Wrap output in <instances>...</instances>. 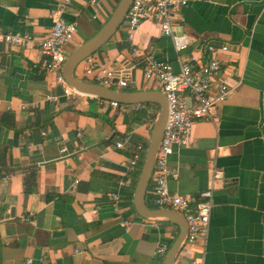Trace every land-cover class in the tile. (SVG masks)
<instances>
[{"label":"crops","instance_id":"crops-1","mask_svg":"<svg viewBox=\"0 0 264 264\" xmlns=\"http://www.w3.org/2000/svg\"><path fill=\"white\" fill-rule=\"evenodd\" d=\"M118 3L0 0V32L42 40L55 12L63 9L62 18L79 30L67 47L70 54L100 30ZM174 15L178 33L190 41L188 49L176 52L153 21L140 24L130 42L123 24L92 56L96 71L133 65L130 91L157 90L143 76L146 55L169 62L179 73L192 57L207 60L206 46L219 49L223 68L211 95L222 83L232 94L215 107L214 122L198 121L190 145L176 149L169 163L179 178L168 180V187L173 194L197 196L209 188L214 170L222 171L223 179L214 191L205 245L196 244L178 259L180 264L196 259L264 264V0H190ZM43 62L37 41L19 48L0 44V264H161L158 249L170 246L179 228L167 219L138 216L134 195L141 161L129 168L138 148L147 146L157 111L112 107L87 96L67 99ZM85 66L86 61L76 76L94 82ZM64 144L66 156L60 155ZM30 171L36 172V185L26 194ZM150 188L147 204L158 209ZM126 220L132 225L123 227Z\"/></svg>","mask_w":264,"mask_h":264},{"label":"built area","instance_id":"built-area-1","mask_svg":"<svg viewBox=\"0 0 264 264\" xmlns=\"http://www.w3.org/2000/svg\"><path fill=\"white\" fill-rule=\"evenodd\" d=\"M91 6H97L99 0H86ZM190 0H133V3L126 15L125 26L128 34V40L133 41L135 32L140 24L145 21H153L161 26L164 36L173 40L176 52H182L189 48L190 41L187 36L179 34L175 25V11L184 8ZM70 3V0H66ZM63 9L55 12L54 24L49 35L42 39L36 40L31 34L14 35L11 33L0 32V44L12 47H26L30 44L39 43L40 51L44 57L43 67L45 71L55 77V81L59 84L67 99L78 96H84L74 91L62 76V66L67 59V47L74 42L78 35V24L76 22L67 21L62 18ZM222 51H226L227 47L222 46ZM138 53L136 48H133ZM205 52L209 54L207 60L198 62L194 57L190 62L181 65L179 73H175L172 65L164 60L157 59L154 55L145 56L143 76L145 81L150 82L153 86L162 91L168 101V120L163 133L162 142L160 144L154 171L152 174L151 188L149 195L151 196L154 206L160 209H172L180 212L187 222L188 233L186 242L180 254H186L187 250L196 244L205 245L208 237L211 212L213 208L214 191L217 182L223 179V172L214 170L212 173L209 188L197 196H181L173 194L168 187V180L179 178V174L170 167V158L174 155L177 148H187L192 140L194 126L198 121L216 120L214 112L218 104H222L228 100L232 94V88L222 83L217 89L215 96L211 95L212 85L215 76L220 74L223 65L218 59L219 49L214 45H208ZM84 74L94 80V82L107 87H112L114 80L118 79L116 84L119 88H127L130 83V74L123 70L114 71L101 68L96 71V61L91 56L86 60ZM88 97V96H87ZM190 98L191 104L186 99ZM96 99L100 104L104 100ZM49 100H56L55 97H49ZM112 107H119L116 102H109ZM45 136L46 133H43ZM81 134H78L80 136ZM117 148L123 149L124 144L118 142ZM143 147H139L134 157L129 163L130 170L136 168L142 161L144 152ZM60 155H68V147L66 144L60 149ZM114 199H118L117 195H113ZM132 221L126 220L122 222L123 227L132 225ZM170 246L162 245L158 249V256L163 260ZM32 260H28L26 264H32ZM155 264V263H154ZM175 264H180L179 259ZM192 264H203L202 259H196Z\"/></svg>","mask_w":264,"mask_h":264},{"label":"water","instance_id":"water-1","mask_svg":"<svg viewBox=\"0 0 264 264\" xmlns=\"http://www.w3.org/2000/svg\"><path fill=\"white\" fill-rule=\"evenodd\" d=\"M132 3L133 0H119V3L113 10L110 18L100 30L89 40L68 54L61 72L68 85L74 91L84 96L94 97L109 102H116L120 105L154 104L158 106L159 109L154 120L150 138L145 148L146 151L144 150L145 154H142V165L135 188L134 208L138 216L143 219H167L178 226V236L170 245V248L161 263L175 264V261L182 252L187 238L188 226L185 217L180 212L172 209L150 208L146 200L157 153L168 120L169 110L166 95L158 89L149 91H130L131 88L135 87L134 81L137 72L136 68H132L133 65L122 69L125 73L130 74L129 86L123 91L96 82L85 81L76 76V71L80 64L87 58L99 52L120 30L125 22L126 15ZM113 83L117 84L118 79H115ZM59 91L61 95L64 94L62 87L59 88ZM182 264L190 263L188 261H183Z\"/></svg>","mask_w":264,"mask_h":264},{"label":"trees","instance_id":"trees-1","mask_svg":"<svg viewBox=\"0 0 264 264\" xmlns=\"http://www.w3.org/2000/svg\"><path fill=\"white\" fill-rule=\"evenodd\" d=\"M143 107H149V106H153L155 108V111H158V106L156 105H152V104H143ZM36 172L35 171H30V173L28 174V176L25 178L24 180V192L26 194H30L34 191V187L36 185ZM53 198V196H48V200H51Z\"/></svg>","mask_w":264,"mask_h":264},{"label":"rangeland","instance_id":"rangeland-1","mask_svg":"<svg viewBox=\"0 0 264 264\" xmlns=\"http://www.w3.org/2000/svg\"><path fill=\"white\" fill-rule=\"evenodd\" d=\"M146 151V150H145ZM145 151L143 152V155L145 154ZM140 165H142V162H141V164Z\"/></svg>","mask_w":264,"mask_h":264}]
</instances>
